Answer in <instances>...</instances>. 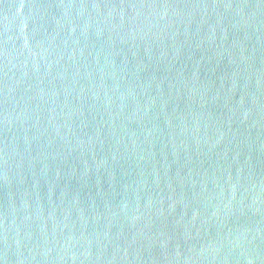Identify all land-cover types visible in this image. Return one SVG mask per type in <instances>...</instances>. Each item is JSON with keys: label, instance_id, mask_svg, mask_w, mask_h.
Here are the masks:
<instances>
[{"label": "water", "instance_id": "1", "mask_svg": "<svg viewBox=\"0 0 264 264\" xmlns=\"http://www.w3.org/2000/svg\"><path fill=\"white\" fill-rule=\"evenodd\" d=\"M0 264H264V0H0Z\"/></svg>", "mask_w": 264, "mask_h": 264}]
</instances>
